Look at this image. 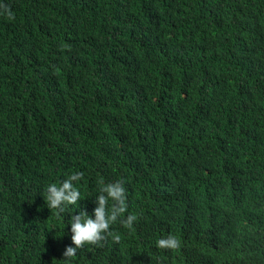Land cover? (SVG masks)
<instances>
[{
	"label": "trees",
	"instance_id": "obj_1",
	"mask_svg": "<svg viewBox=\"0 0 264 264\" xmlns=\"http://www.w3.org/2000/svg\"><path fill=\"white\" fill-rule=\"evenodd\" d=\"M0 6V264H63L101 181L119 240L70 264H264V0ZM77 172L58 216L44 190Z\"/></svg>",
	"mask_w": 264,
	"mask_h": 264
},
{
	"label": "clouds",
	"instance_id": "obj_2",
	"mask_svg": "<svg viewBox=\"0 0 264 264\" xmlns=\"http://www.w3.org/2000/svg\"><path fill=\"white\" fill-rule=\"evenodd\" d=\"M0 15L7 16L8 19H14L11 10L5 6ZM83 173L77 172L69 175L62 183L49 184L44 190V200L50 210H56L59 216L68 210L69 205H76L80 201V191L74 182L82 179ZM99 189L100 194L96 198L97 207L94 209V219L87 212L81 211L78 215H73L69 221L71 225V241L73 246H68L63 252L65 260L63 264H70V258L75 256L78 249L85 245H96L101 242L105 235L115 236L110 227L115 224L119 218L127 212L126 190L121 181L115 183H103ZM136 221V216L129 214L120 223L131 228ZM179 246V241L172 235L161 238L157 241V247L161 250H173Z\"/></svg>",
	"mask_w": 264,
	"mask_h": 264
}]
</instances>
